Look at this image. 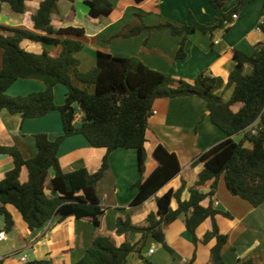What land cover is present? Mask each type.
Masks as SVG:
<instances>
[{
  "label": "trees",
  "instance_id": "trees-1",
  "mask_svg": "<svg viewBox=\"0 0 264 264\" xmlns=\"http://www.w3.org/2000/svg\"><path fill=\"white\" fill-rule=\"evenodd\" d=\"M57 1H42L32 17L35 30L45 35L25 29L0 27V111L6 109L12 114H21L24 119H34L58 110L63 128L62 134L55 140H49L44 133L34 135L37 152L29 159H25L16 147L0 146V154H8L14 161V167L0 180V214L5 220L4 229L10 231L14 227V219L7 205L20 213L31 231L42 228L55 218L62 221L67 217L89 220L99 227L104 209L98 186L109 168L108 154L118 148L137 150L141 178L135 183L138 194L130 206L142 204L181 169L175 153L159 144L153 151L157 167L149 176L143 177L147 157V124L154 101L158 98L196 96L205 101L211 122L227 137L194 160V163H203L204 168L195 185L188 189V200L181 199L186 188V182L182 181L178 189H170L156 198L157 211L147 215L145 225L132 224L129 213L116 219V234L138 233L141 237L137 242L131 243L126 239L116 244L109 233L98 231L84 255L73 264H125L132 254L138 255L146 264H153L142 255L147 237L152 236L170 250L165 242L164 229L182 215L193 243L198 241L196 228L206 219L211 220V229L204 234L201 242L207 244L214 239L210 262L225 264L222 249L228 236L220 232L216 217L222 215L231 218V215L215 209L211 202L208 206H203L201 202L215 194L221 176L230 194L246 200L253 207L264 202V42L255 45L251 55L237 50L233 52L235 66L225 85L232 92L225 101L217 94L224 85L221 77L203 71L191 81L176 79L149 68L136 57H115L99 50L95 65L86 72H80V61L76 55L84 45L77 36H82L84 31L75 27H53L51 15L57 8ZM135 1L140 3L142 0ZM208 1L219 10L227 2ZM253 1L238 0L235 6L222 14L217 25L193 22L176 26L167 22L156 28L169 29L171 34L181 37L175 58L183 59L190 34L196 31L211 33L224 22L232 21L234 14ZM0 2L8 3L15 13H23L27 0ZM88 5L89 15L94 18L109 15L113 10L108 0H91ZM140 19V15L135 16V21ZM257 27L264 34V5ZM144 28L142 22L137 23L126 35H136ZM58 35L73 37H56ZM24 39L58 44L60 53L52 56L46 51L40 54L28 52L21 46ZM246 65L251 66L249 72H245ZM73 78L85 86H75ZM18 79L39 80L45 84V89L25 96L7 94L9 87ZM58 84L67 89L65 102L61 106H57L54 100V87ZM90 87L94 89L90 90ZM236 105L239 107L234 111L232 107ZM77 115L80 116L79 124L76 123ZM239 133L243 136L236 142L233 136ZM75 134L83 135L92 147L106 149L101 167L96 172L90 173L86 168L70 172L61 169L59 147L67 137ZM23 166L28 172V180L24 183L20 181ZM50 171H53V176L49 179ZM208 181H212L210 191L202 193L198 187ZM173 199L178 204L176 209L171 208ZM238 264H252V260L238 261Z\"/></svg>",
  "mask_w": 264,
  "mask_h": 264
},
{
  "label": "crops",
  "instance_id": "crops-1",
  "mask_svg": "<svg viewBox=\"0 0 264 264\" xmlns=\"http://www.w3.org/2000/svg\"><path fill=\"white\" fill-rule=\"evenodd\" d=\"M42 1L27 0L23 13H15L8 3L0 2V27L25 29L45 35L35 30L32 20ZM89 1L58 0L57 8L51 15L55 29H83L84 34L77 36L84 45L76 55L80 61V72H86L95 65L96 52L100 50L115 57H136L149 68L170 74L176 79L191 81L205 71L211 76L221 77L225 88L227 78L235 66L233 52L237 50L251 55L254 46L264 42V34L257 27L261 18H256L258 11L260 14L262 12L264 1L254 0L249 3L237 14V19L224 22L211 33L196 31L190 34L185 44L186 57L183 59L175 58L181 37L171 34L169 29L156 26L167 22L176 26L193 22L217 25L222 14L235 6L238 0H231V4L227 0L229 3L226 2L220 10L212 7L208 0H142L140 3L135 0H108L113 6L112 12L95 18L89 15ZM136 15L141 16V21H135ZM140 22L145 26L141 32L126 35L131 27ZM21 46L31 53L46 51L52 56H57L61 50L58 44L29 39H24ZM1 64L0 51V69ZM250 69L251 66L246 65L245 72ZM72 81L75 86H85L76 78ZM44 89L45 84L39 80L18 79L9 87L7 94L25 96ZM93 89L90 87V90ZM231 92L232 89L222 94L223 100H228ZM66 93L65 86L58 84L54 87L57 106L64 104ZM238 107L236 105L232 109L236 111ZM152 111L146 131L147 157L143 177L149 176L157 167L153 151L159 144L177 156L181 167L178 174L142 204L130 206L138 194L135 183L141 178L137 150L118 148L110 152L109 168L98 186V195L104 209L100 226L97 227L89 220L67 217L62 221L55 218L42 228L31 231L20 213L13 206L7 205L14 219V227L6 231L4 217L0 214V232L5 233V238L0 241V264H39V261H43L40 264H73L84 255L98 231L109 233L116 244L126 239L131 243L137 242L141 237L138 233L116 234V219L129 213L132 224L145 225L147 215L157 211L156 198L170 189H178L182 181L186 182V188L181 199L188 200V189L195 185L204 168L203 163H194V160L227 136L211 122L205 101L199 97L158 98L154 101ZM79 117H76L77 124ZM62 132L58 110L34 119H24L21 114H12L6 109L0 111V146L18 148L25 159L32 158L37 152L34 135L44 133L49 140H55ZM237 135L243 136L242 133ZM105 154V148L90 146L80 134L67 137L58 151L59 163L64 172L86 168L94 173L101 167ZM13 167V158L8 154H0V180ZM52 176L53 171H50L49 179ZM27 180L28 172L23 166L20 181L24 183ZM211 183L208 181L198 188L207 194ZM210 202L215 209L231 215V218L222 215L216 217L220 232L228 236L222 249L225 264H238V261L248 259L252 260V264H264V202L253 207L246 200L230 194L222 176L218 180L215 194L206 197L201 204L208 206ZM177 206V201L173 199L171 208L176 209ZM184 218L180 216L164 229L165 242L170 250L148 236L142 255L153 264H211L210 249L215 240L207 244L201 242L204 234L211 229V220L206 219L196 228L198 241L193 243ZM150 249L154 250L153 253H149ZM22 257L26 260L23 261ZM125 264L146 263L138 255L132 254Z\"/></svg>",
  "mask_w": 264,
  "mask_h": 264
},
{
  "label": "rangeland",
  "instance_id": "rangeland-1",
  "mask_svg": "<svg viewBox=\"0 0 264 264\" xmlns=\"http://www.w3.org/2000/svg\"><path fill=\"white\" fill-rule=\"evenodd\" d=\"M261 1H264V0H259V2H261ZM227 2H228V1H227ZM228 3H229V2H228ZM231 3H232V2H231V0H230V3H229V4H231ZM227 5H228V4H227ZM254 17H255V16H254ZM256 18H259V19L261 18L260 11H258V13L256 14ZM259 19H258V20H259ZM230 89H231V88H228V87L225 86V88L223 87L222 91H219V90H218V91H217V94L220 95V96L222 97V94L225 95V94L227 93V91H229ZM234 137H235L234 140H235L236 142H239V141L242 139V136H240V135H235Z\"/></svg>",
  "mask_w": 264,
  "mask_h": 264
},
{
  "label": "built area",
  "instance_id": "built-area-1",
  "mask_svg": "<svg viewBox=\"0 0 264 264\" xmlns=\"http://www.w3.org/2000/svg\"><path fill=\"white\" fill-rule=\"evenodd\" d=\"M232 18H233V20H235V19H237L238 18V15L237 14H234L233 16H232ZM5 238V233L3 232V231H1L0 232V241L2 240V239H4ZM153 249H150L149 250V253H153ZM23 261H25L26 259H25V257H22L21 258Z\"/></svg>",
  "mask_w": 264,
  "mask_h": 264
}]
</instances>
